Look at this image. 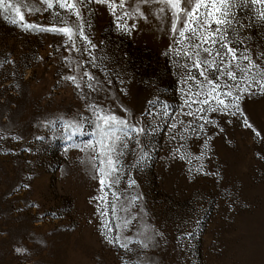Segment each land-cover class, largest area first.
Listing matches in <instances>:
<instances>
[{
  "label": "rangeland",
  "instance_id": "obj_1",
  "mask_svg": "<svg viewBox=\"0 0 264 264\" xmlns=\"http://www.w3.org/2000/svg\"><path fill=\"white\" fill-rule=\"evenodd\" d=\"M10 2L20 6L29 24L61 26L66 15L44 0ZM131 2L135 6L139 0ZM141 9L146 20L124 17L128 25L136 24L128 31L117 27L119 9L112 15L106 5L93 3L90 12L81 10L85 32L97 46L92 50L96 67L85 63L83 68L104 89L92 91L64 79L82 77V71H73L74 61L89 60L86 53L71 51L62 34L25 31L15 13L9 17L0 8V264H264V93L254 89L256 94L241 102L259 137L242 118L209 113L215 123L199 135L173 139L168 125L187 110L176 62L184 61L168 51L170 19H157L147 5ZM259 11V5L233 8L229 30L237 54L247 48L254 60L264 52ZM77 45L82 48L79 37ZM91 102L133 122H158L156 131L142 138L147 156L138 166L140 149L121 158L124 174L116 188H102L92 168L95 153L85 146L93 139V126L84 123L75 132L63 128V120L90 117L86 105ZM200 123H193L197 132ZM129 179L135 181L131 188ZM113 191L121 200L138 197L130 213L117 212L121 218L137 217L126 230L111 215ZM147 229L160 235L143 248L139 233ZM118 231L123 242L132 241L131 252L105 239Z\"/></svg>",
  "mask_w": 264,
  "mask_h": 264
},
{
  "label": "snow or ice",
  "instance_id": "obj_2",
  "mask_svg": "<svg viewBox=\"0 0 264 264\" xmlns=\"http://www.w3.org/2000/svg\"><path fill=\"white\" fill-rule=\"evenodd\" d=\"M44 3L48 8H53V5L56 4L60 9L66 10V15L62 16L59 21L61 26H57L56 22L48 27L24 22L20 6L10 0L8 2L0 0V8L9 17L11 13H15V16L19 17L20 26L25 31L31 29L62 34L66 38L64 44L70 45L71 51L83 52L90 57L89 60L74 61L76 67L73 71H82V77L78 79L75 74L64 77L71 81L74 87L85 86L92 91L104 90L101 81L93 73L83 68L85 63H91L93 67H96L97 61L92 50L97 46L92 43L85 32L86 21L81 10L90 12V5L93 3L106 5L112 15H117V9H119L121 14L117 16V27L122 31H128L129 28L134 29L136 24L128 25L124 17L129 19L139 17L146 20L147 17L142 11L141 5H147L150 9L154 8L157 19H170L173 44L168 51L174 57H179L184 61L182 64L180 60L176 62L183 86L182 109L187 110L172 117L173 122L168 125L172 138L185 139L189 132L199 135L207 124L215 123L209 118V113H221L234 118H242L244 127L252 129L256 136H260V132H257L249 122L241 102L246 95H255L254 89L264 93V52L259 53L255 60L247 48L237 54V49L229 41V30L234 23L232 9L241 7V4L247 7L259 5L258 18L264 21V0H241V3H237L236 0H139L135 6L131 0H119V3H116V0H44ZM126 4L128 10H125ZM23 6L27 7L26 4ZM54 15L60 16V13L57 12ZM70 16H75L76 20L70 22ZM10 22L15 25L18 21L11 19ZM212 25H215V28ZM87 27H91V25H87ZM77 37L82 42V48L77 45ZM9 62L11 63V61ZM83 77H87V79L84 80ZM107 83L111 84L112 81L109 79ZM81 98L87 100V96ZM163 107V115L167 116V105ZM86 111L91 113L90 117L81 116L79 119L72 117L63 120V128L65 132L68 130L75 132L84 123L93 126V139L85 146L95 153L90 155L92 168L95 176H98V183L102 188H116L120 185L124 174V162L121 158L126 155L128 150L135 152L136 149H140L142 154L137 159L138 166L147 156V153L143 152L142 138L153 134L158 127V122L148 125L141 119H136L133 122L131 119L117 116L110 108L106 109L95 102L87 103ZM180 116L191 117L192 120L186 122L180 119ZM198 121L204 122L198 125L199 132L193 128V123ZM47 123L51 124L52 122ZM133 141L136 148L130 149L129 142ZM205 147H207V141H205ZM175 151L180 154L181 148H176ZM179 158L183 160L186 159V156L180 154ZM134 185L135 181L129 179L128 187L131 188ZM121 196L122 194L118 191L112 192L114 202L110 205L111 215L120 220L122 228L126 230L137 217L129 215L121 218L117 216V212L119 210L130 213L131 208L135 206L134 201L138 197L121 200ZM101 199L106 204L109 203L104 197ZM101 214L106 215L103 210H101ZM105 227L108 226L105 225ZM111 230L108 228V231ZM139 235L143 238L141 247L147 248L160 234L152 229H147L141 231ZM120 237L121 232L118 231L115 237L106 236L105 239L109 244L115 243L131 252L132 249L128 247V244L132 242L130 238L125 237L124 240L127 242H123Z\"/></svg>",
  "mask_w": 264,
  "mask_h": 264
}]
</instances>
